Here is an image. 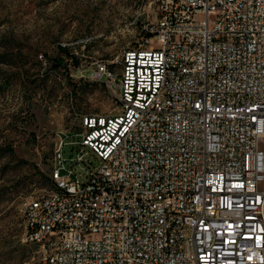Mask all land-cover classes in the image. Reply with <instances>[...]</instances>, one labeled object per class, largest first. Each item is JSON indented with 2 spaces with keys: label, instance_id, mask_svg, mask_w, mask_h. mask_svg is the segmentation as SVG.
Here are the masks:
<instances>
[{
  "label": "built area",
  "instance_id": "obj_1",
  "mask_svg": "<svg viewBox=\"0 0 264 264\" xmlns=\"http://www.w3.org/2000/svg\"><path fill=\"white\" fill-rule=\"evenodd\" d=\"M137 5L97 65L116 106L60 132L23 242L40 264H264V0Z\"/></svg>",
  "mask_w": 264,
  "mask_h": 264
},
{
  "label": "rangeland",
  "instance_id": "obj_2",
  "mask_svg": "<svg viewBox=\"0 0 264 264\" xmlns=\"http://www.w3.org/2000/svg\"><path fill=\"white\" fill-rule=\"evenodd\" d=\"M137 7V0H0V264H40V248L23 242V205L52 189L60 132L116 106L97 65L111 59L116 38L128 43L125 25Z\"/></svg>",
  "mask_w": 264,
  "mask_h": 264
},
{
  "label": "trees",
  "instance_id": "obj_3",
  "mask_svg": "<svg viewBox=\"0 0 264 264\" xmlns=\"http://www.w3.org/2000/svg\"><path fill=\"white\" fill-rule=\"evenodd\" d=\"M64 52V49H61Z\"/></svg>",
  "mask_w": 264,
  "mask_h": 264
}]
</instances>
